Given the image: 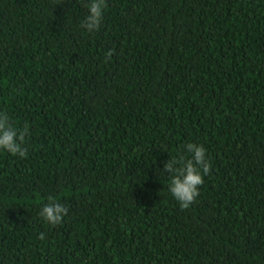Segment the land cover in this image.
Listing matches in <instances>:
<instances>
[{"label":"trees","instance_id":"obj_1","mask_svg":"<svg viewBox=\"0 0 264 264\" xmlns=\"http://www.w3.org/2000/svg\"><path fill=\"white\" fill-rule=\"evenodd\" d=\"M89 2L0 0V111L30 131L0 150V264H264V0H106L94 32ZM188 143L211 172L181 209Z\"/></svg>","mask_w":264,"mask_h":264},{"label":"clouds","instance_id":"obj_2","mask_svg":"<svg viewBox=\"0 0 264 264\" xmlns=\"http://www.w3.org/2000/svg\"><path fill=\"white\" fill-rule=\"evenodd\" d=\"M89 14L84 18L81 27L88 32L97 31L102 23L106 0H90L85 5ZM114 50L106 53L107 59ZM30 135L27 125L18 127L5 111H0V150H5L13 156L27 158L28 149L25 146L26 137ZM184 152L178 157L167 160L163 173L169 174V192L180 204L181 209H187L200 195L199 188L204 183V177L211 172V163L207 159V149L203 145L188 143ZM68 215V208L59 203L56 198L49 197L48 203L42 208L40 216L52 226L61 224ZM39 239L43 240V233Z\"/></svg>","mask_w":264,"mask_h":264}]
</instances>
